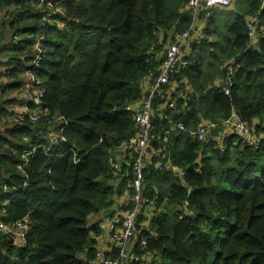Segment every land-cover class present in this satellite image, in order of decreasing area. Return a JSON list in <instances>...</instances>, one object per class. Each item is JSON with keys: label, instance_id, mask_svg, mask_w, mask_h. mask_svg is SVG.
I'll return each mask as SVG.
<instances>
[{"label": "trees", "instance_id": "1", "mask_svg": "<svg viewBox=\"0 0 264 264\" xmlns=\"http://www.w3.org/2000/svg\"><path fill=\"white\" fill-rule=\"evenodd\" d=\"M58 1V22L46 32L35 69L45 115L13 124L8 105L15 98L8 96L19 90L29 67L27 34L42 31L46 0L40 6L38 0H0V65L14 64L0 68V219L28 220L19 248L0 233V264H90L96 245L90 232L98 229L88 226V217L112 208V179L124 174L121 185L130 183L134 150L127 148L123 163L117 152L135 134L132 106L145 95L142 80L160 63L148 50L161 51L173 33L191 24L186 0ZM252 15L264 25V0H237L234 9L199 14L205 28L200 42L191 43L194 62L173 75L176 82L187 80L193 92L180 84L172 97L177 111L155 96L150 144L161 149L165 130L175 123L221 124L235 111L255 122L257 146L224 136L222 125L212 130L217 141L170 129L166 150L152 155L143 171L141 193L155 211L140 233L147 246L136 244L135 251L149 258L127 264H264V40L257 49L248 47L246 20ZM15 33L20 40L14 41ZM232 59L230 93L224 95L220 86L228 83ZM218 77L224 83L214 85ZM53 116L65 121L66 142L26 159L22 149L28 144H46L44 128ZM166 166L183 170V178ZM144 221L140 215L137 222Z\"/></svg>", "mask_w": 264, "mask_h": 264}, {"label": "built area", "instance_id": "2", "mask_svg": "<svg viewBox=\"0 0 264 264\" xmlns=\"http://www.w3.org/2000/svg\"><path fill=\"white\" fill-rule=\"evenodd\" d=\"M237 0H186L184 9L191 14V24L189 28L183 32L173 33L170 38L167 39L165 45L161 51H155L154 47H150L148 54L154 56L156 60H159V66L157 72L151 71L147 77H151V86L147 93L137 102L134 103L132 109L134 110V122H135V134L130 136L126 142H124L125 148H132L134 150V156L131 164V179L128 184V190L131 193L130 202L114 208L109 217V246L107 250H101L97 248V242L95 245V255L90 264H127L137 262L140 260H148L149 256L143 254L141 257L136 253V244H139L141 249L146 248L147 241L141 236V231L146 230L141 223H138V217L140 215L148 216L153 215L150 211L151 203L148 202L141 193L143 171L146 162L154 154L151 139L153 137V109L152 104L155 96H159L160 101L164 103L170 110L177 111V103L175 98H169L167 91L174 82L173 75L177 69L185 68L191 65L194 60L195 53L191 48V43H199L203 37L204 29L198 24L201 20L199 14L208 11L210 8H228ZM43 0H38L37 5H42ZM61 12V2L58 0H46L45 11L42 15L44 25L41 32L27 34V37L32 40L31 48L33 50L32 57L30 59L29 67L22 74L23 83L19 90L15 91L18 96H22L24 101H12L8 105V113L10 120L13 124L20 122H37L42 115H45L42 110V96L43 90L40 87V81L37 77L35 69L40 65L43 57V43L46 38V32L54 27L58 22L57 15ZM209 15L206 14L205 18ZM205 18L203 21H205ZM60 24V22H59ZM65 27V25H64ZM63 27V28H64ZM247 36L249 39L248 47L251 49H257L258 42L264 40V25L260 23L258 15L248 16L246 20ZM62 28V27H61ZM60 28V29H61ZM62 28V29H63ZM158 38L162 40L163 32L157 33ZM14 41L21 39V34L15 33ZM235 60L230 61L228 67V73L226 75V82L221 85L220 90L224 95L230 93L229 77L234 73ZM11 68V67H9ZM6 68V69H9ZM4 69V70H6ZM164 87L167 90H164ZM14 94V96H15ZM184 95H181L183 97ZM185 111H189L190 107L185 103ZM49 125H52V129L48 134L43 137L46 140V144L36 145L33 143L28 144L22 149L23 156L28 159L32 157L38 149H44L46 152H50L58 146H61L66 142L64 136V124L65 121L60 116H53ZM222 125L225 129H229L233 134L245 145L255 147L257 146V140L255 137V122L249 124L247 121L242 120L240 116L234 111L233 114L221 122V124L213 122L201 121L196 128H187L182 123L178 122L173 124L170 129H179L182 132L187 133L192 140H216L212 134V130ZM165 130V134L162 137V148L158 152L166 150V144L168 143L169 136L168 131ZM226 136H228L226 134ZM219 147L222 146V142H219ZM223 149V148H221ZM130 155V152H127ZM119 162V161H118ZM26 163L20 165L22 168ZM116 170H119L120 163L114 164ZM158 168H164L163 165L158 164ZM166 169L172 170L175 176L183 178L184 171L175 166H166ZM115 171L114 174H117ZM27 185V182H24ZM7 190V187H3V192ZM1 194V193H0ZM110 210V209H109ZM98 233L94 231L90 232V235L100 236L101 230L104 227L102 222L96 224ZM28 230V220L23 218L13 224H9L0 219V233L12 239L17 238L21 240L22 245L26 243V232ZM94 238V237H92ZM95 239V238H94ZM96 241V239H95Z\"/></svg>", "mask_w": 264, "mask_h": 264}, {"label": "crops", "instance_id": "3", "mask_svg": "<svg viewBox=\"0 0 264 264\" xmlns=\"http://www.w3.org/2000/svg\"><path fill=\"white\" fill-rule=\"evenodd\" d=\"M217 8V7H215ZM234 8H229L228 10H231ZM65 25L64 22H60V26L63 28ZM201 28H205V21H203V19H201L199 21L198 24ZM14 64L13 63H7L6 60L3 61V63L0 65V68L2 70L9 68V67H13ZM20 83H23V79H20ZM224 83L223 78L218 77L215 82L214 85H221ZM180 84L182 85V87L185 89V91H187L188 93H192L193 89L191 87V85L188 84L187 80L182 79L181 82H176L174 81L171 85L170 88H168L167 94L169 98H172L174 95H176L178 93V88L180 87ZM151 86V77H144L141 83V88L143 93H147L149 88ZM13 91V90H11ZM15 92H12L10 96H8L9 98L12 96L15 98L16 101H24V98L22 96H18L17 93L15 94ZM204 122H207L206 120H202ZM52 129V125L47 126L46 128H44V133H43V137H45L48 132ZM225 133L229 134L230 130L229 129H225ZM224 135V134H223ZM226 136V135H224ZM215 138H217V136H215ZM220 139V138H219ZM218 139H216L217 141ZM158 151H155L154 154H157ZM127 158V149L125 148L124 143L119 147L118 152H117V159L119 162L123 163ZM126 175H121L118 179L116 180H111L110 184L113 186L115 193L112 197L113 200V206L112 208L109 210H105L104 212L102 211L101 213H96V214H92L88 217V226H92V225H96L99 222H102L104 224L103 229L101 230L100 236L96 237L95 235H91V237H94L96 239L97 242V248L101 249V250H107L108 246H109V235H110V228H109V217L111 216V211L118 207V206H122L125 205L127 203L130 202V197H131V193L128 190V184L126 185H121V180L123 178H125ZM154 207L151 204V209L150 211L153 212ZM150 216H148L147 221L142 222V226L144 229L147 230L148 228V222H149ZM14 244L16 246L21 247L23 246L21 243L20 239L14 238Z\"/></svg>", "mask_w": 264, "mask_h": 264}, {"label": "rangeland", "instance_id": "4", "mask_svg": "<svg viewBox=\"0 0 264 264\" xmlns=\"http://www.w3.org/2000/svg\"><path fill=\"white\" fill-rule=\"evenodd\" d=\"M234 4H235V3H233L231 6H229L228 8H225V9L228 10L229 8H234Z\"/></svg>", "mask_w": 264, "mask_h": 264}, {"label": "bare ground", "instance_id": "5", "mask_svg": "<svg viewBox=\"0 0 264 264\" xmlns=\"http://www.w3.org/2000/svg\"><path fill=\"white\" fill-rule=\"evenodd\" d=\"M255 47H257V46H255Z\"/></svg>", "mask_w": 264, "mask_h": 264}]
</instances>
